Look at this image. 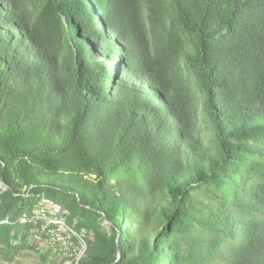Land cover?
<instances>
[{
	"label": "trees",
	"instance_id": "obj_1",
	"mask_svg": "<svg viewBox=\"0 0 264 264\" xmlns=\"http://www.w3.org/2000/svg\"><path fill=\"white\" fill-rule=\"evenodd\" d=\"M0 185V264H264V0H0Z\"/></svg>",
	"mask_w": 264,
	"mask_h": 264
},
{
	"label": "rangeland",
	"instance_id": "obj_2",
	"mask_svg": "<svg viewBox=\"0 0 264 264\" xmlns=\"http://www.w3.org/2000/svg\"><path fill=\"white\" fill-rule=\"evenodd\" d=\"M202 127L203 129H205L206 123L203 122ZM51 209L52 207L48 206L47 209L42 210L43 216L39 219L40 221H42L43 224H45V227L47 228H49L52 223H54L55 225H57V227H59L60 229L59 231L53 230L55 236V240L53 241L59 243L57 245L52 244L50 241L51 239H49V237L47 236H46L47 238L43 237L42 232L40 230H39L40 233H38L37 231L34 232L31 239L34 242H38L40 244L43 252L50 251L53 256L59 258L60 260L64 258L66 259L68 257H72V255L73 256H77L78 254L83 255V253L85 252L83 251V249L87 248V243L85 240L87 237V232H83L81 234L76 232L70 227L68 220L66 221V216H64L65 213L56 215L53 213ZM51 212L55 215V218L53 217ZM104 226L110 230L108 222H105ZM75 238L78 239L77 242H75ZM70 241H72L73 245L71 244ZM19 260L24 264L38 263V258H36L34 254H28V252H26L24 256H21ZM70 263L74 264V262L72 261Z\"/></svg>",
	"mask_w": 264,
	"mask_h": 264
},
{
	"label": "bare ground",
	"instance_id": "obj_3",
	"mask_svg": "<svg viewBox=\"0 0 264 264\" xmlns=\"http://www.w3.org/2000/svg\"><path fill=\"white\" fill-rule=\"evenodd\" d=\"M46 204V205H45ZM39 206V205H38ZM48 206H51L52 207V211L54 214L56 215H60V214H64V216L68 215V212H66V210L64 211L62 206L60 204H56V203H53L52 201L50 200H45V201H42L41 204H40V207L41 209H47ZM51 236L52 238L55 240V236H54V232L52 231L51 232ZM85 253V252H84ZM83 253V255H84ZM83 255H81L80 257H82ZM80 259V258H79ZM79 259L77 260V264L79 262ZM68 264H71L70 261L67 262Z\"/></svg>",
	"mask_w": 264,
	"mask_h": 264
},
{
	"label": "water",
	"instance_id": "obj_4",
	"mask_svg": "<svg viewBox=\"0 0 264 264\" xmlns=\"http://www.w3.org/2000/svg\"><path fill=\"white\" fill-rule=\"evenodd\" d=\"M1 185L3 186V188H4V190H5V187H4V185H3V184H1ZM1 185H0V186H1ZM3 192H4V191H3Z\"/></svg>",
	"mask_w": 264,
	"mask_h": 264
},
{
	"label": "built area",
	"instance_id": "obj_5",
	"mask_svg": "<svg viewBox=\"0 0 264 264\" xmlns=\"http://www.w3.org/2000/svg\"><path fill=\"white\" fill-rule=\"evenodd\" d=\"M46 205V204H45Z\"/></svg>",
	"mask_w": 264,
	"mask_h": 264
}]
</instances>
